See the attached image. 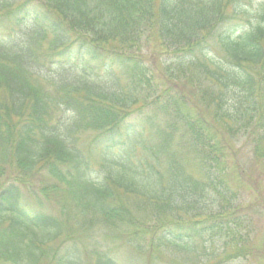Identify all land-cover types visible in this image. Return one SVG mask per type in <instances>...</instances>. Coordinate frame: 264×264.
I'll return each mask as SVG.
<instances>
[{
    "label": "trees",
    "instance_id": "trees-1",
    "mask_svg": "<svg viewBox=\"0 0 264 264\" xmlns=\"http://www.w3.org/2000/svg\"><path fill=\"white\" fill-rule=\"evenodd\" d=\"M242 137L264 162V0H0V264H125L95 218L138 260L252 264Z\"/></svg>",
    "mask_w": 264,
    "mask_h": 264
},
{
    "label": "rangeland",
    "instance_id": "rangeland-1",
    "mask_svg": "<svg viewBox=\"0 0 264 264\" xmlns=\"http://www.w3.org/2000/svg\"><path fill=\"white\" fill-rule=\"evenodd\" d=\"M238 1L244 3L245 0ZM9 28L13 31L16 30L14 35L19 40L24 43L28 42V36L24 30H22L21 28L17 29L14 25L8 23V29ZM157 65H159V61H157ZM47 73H49V71ZM50 74L57 77L66 78L68 80H76L79 76L76 71L62 70L53 67ZM98 81H100L99 78ZM179 84L181 85L182 83ZM183 86L185 87L184 83ZM183 86V89H185L186 91H190L188 87L184 88ZM239 140V143H235V141H233V143L235 144L234 146L237 147V152L236 154H233V157L236 159V161H240L245 170L249 171L251 176L254 177V179L246 182L244 191L245 193H247V195L245 196L243 203L245 205H249L255 202L263 209L258 213H254L253 218L255 225L258 227L255 246L264 252V162L255 161V158L252 156L249 147L245 144V137H242V139ZM78 145L90 160V164L98 169L99 163L102 159L103 150L102 147L98 145V141L95 140V133L87 132L85 134H82L79 137ZM189 168H192L191 165H189ZM97 174L98 172L94 173V175ZM39 180H44L48 183L50 179L42 173L39 175ZM26 194L29 197L30 194L28 192H26ZM64 195L65 193L62 189L57 193H52L49 201L46 203V209L54 213L56 212V210H59L58 203L61 200L62 196L64 197ZM64 199L68 200L67 210L69 212H72L74 210V204L73 202L69 201L71 199L70 193L67 192ZM94 221L95 222L92 226V229L95 238L98 239V249H106L107 251H109V253L114 254L115 257H119L125 264H133L134 261L137 264H189L191 263V259H193V257H190L188 255L168 252L164 255L163 259L159 261H152L147 257H141L138 260V256L136 255L132 246H129L125 241L116 238L115 232L109 231L108 229L104 228V226L98 222V218H95ZM77 242L79 243L80 250L82 251L84 259L88 263H92L94 259V254L92 253L94 250L92 249V240L90 238H87L85 234H82L80 241ZM57 243L58 241L53 244V248L56 247ZM66 243L68 245H72L74 242L67 241ZM252 264H264V255L256 251L252 258Z\"/></svg>",
    "mask_w": 264,
    "mask_h": 264
}]
</instances>
